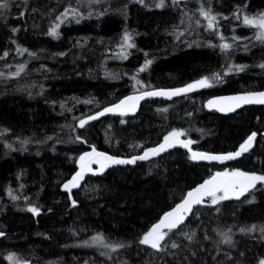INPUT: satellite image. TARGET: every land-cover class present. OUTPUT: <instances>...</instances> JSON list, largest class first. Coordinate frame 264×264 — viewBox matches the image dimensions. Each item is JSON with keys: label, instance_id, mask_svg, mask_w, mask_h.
<instances>
[{"label": "trees", "instance_id": "16d2710c", "mask_svg": "<svg viewBox=\"0 0 264 264\" xmlns=\"http://www.w3.org/2000/svg\"><path fill=\"white\" fill-rule=\"evenodd\" d=\"M159 4L9 0L0 9V264L264 261L262 182L240 199H206L182 226L165 231L160 250L140 243L164 212L210 175H264V106L229 115L204 106L216 95L264 89V42L256 39L261 29L244 23L264 17V0ZM202 8L216 16L212 29ZM66 10L67 18L59 19ZM56 25L54 38L49 30ZM225 43L231 47L222 51ZM147 60L152 63L140 72ZM20 65V75H12ZM216 74L221 78L212 80ZM204 77L211 87L148 100L134 117L88 120L129 93L183 88ZM80 120H88L83 128ZM173 130L193 141L191 149L211 154L234 152L256 137L232 160H192L187 149L173 147L108 166L71 193L64 188L79 157L93 148L130 159L158 147ZM97 236L99 243L93 242Z\"/></svg>", "mask_w": 264, "mask_h": 264}, {"label": "snow or ice", "instance_id": "6c2138e0", "mask_svg": "<svg viewBox=\"0 0 264 264\" xmlns=\"http://www.w3.org/2000/svg\"><path fill=\"white\" fill-rule=\"evenodd\" d=\"M172 2L178 3L179 0H172ZM164 0H160V4L158 6H163ZM9 6V0H3L0 3V9H6ZM211 10L205 11L203 8L200 10V14L207 19V29H212L214 27V23L216 22V16L210 14ZM77 13L73 10V15ZM65 18H67L68 10L63 14ZM226 19V17H225ZM77 22H79L77 20ZM198 23V22H197ZM244 23L246 25L257 26L261 31L256 36L257 40L264 42V17H260L258 21H254L245 17ZM57 27L51 28L49 30V35L52 37H58L59 33L57 32ZM15 31V30H14ZM183 35V33H181ZM223 39V37H221ZM127 40L128 37L126 36ZM235 39V38H234ZM134 45L129 44L128 47H133ZM221 50H227L231 46L227 43L222 44ZM22 52L25 50H21ZM152 63L151 60H147L145 65L140 68V72L145 71V69ZM264 67V65H261ZM24 66L20 65L16 72L12 75L18 76L23 71ZM232 69L229 68V71ZM237 71L243 70L242 66H237ZM227 74V73H225ZM3 73H0L2 76ZM221 77L219 74H216L212 77V80H219ZM212 82L208 77L201 78L193 83H189L183 88L173 89V90H156V91H147L142 95L137 96H129L126 99L120 101V103L116 104L114 107L105 108L103 111L98 113L95 116L88 117V120L97 119L98 116H103L106 112H113L115 110H121V114H125L126 111H134L136 107V103L139 100L144 99L145 97H153V96H166L171 98L172 96H178L181 94L189 93L197 88H207L211 87ZM129 101L133 103L129 104ZM251 103H260L264 104V92L260 93H248L245 95H237L232 97L223 98L221 100H211L209 101V106H218V110L221 112H232L236 108H239L242 104H251ZM88 120H80L79 127L83 128ZM123 122V121H122ZM184 133L182 131L173 130L167 136L164 137V142L160 144L156 148L146 150L143 155L134 157L132 159H116L109 155H106L102 152L96 151L95 148L92 149L90 153H85L79 157L80 162V171H78L72 179L64 185L66 190H70L73 188H77L80 185V181L84 178L85 173L93 172L92 165H99V169L103 170L104 168L109 166L110 164H133L136 160H146L149 158V155L155 156L160 152L166 150L167 148L174 147L176 144H180L184 148H189V145L193 143L191 140L181 141L180 137L183 136ZM256 137V133H253L248 137L247 141L240 146V150L235 153H230L227 155H210L200 152H192L191 159L192 160H208V161H226L232 160L236 157H239L242 153L247 152L249 148L252 146V142ZM80 139V137H77ZM264 182V175H256V174H247L241 171H224L217 172L215 176H213L210 180L205 181L199 187H197L194 191H189L187 193V197L183 200L182 203L176 206L175 209L169 211L164 217L155 224L150 231H148L140 243L144 245H150L153 249L160 250V243L165 239V236L168 235V232H172V230L179 228L184 222L188 214L192 213L194 205H201L204 202L205 197L212 198V204H216L219 201L226 200L230 197L231 194H235L237 187L241 189V191H245L248 188L255 187L256 183ZM220 193V195H218ZM13 200L16 199L15 196L12 197ZM75 203V202H73ZM29 212L39 215V209L37 207H29L27 209ZM168 229V232H163L162 229ZM4 233L0 232V236H3ZM102 237H94L93 242L99 243L102 241ZM191 239V237H189ZM230 242V240L228 241ZM107 247L108 245H104ZM116 247H120L117 245ZM173 248L177 247L176 244L172 245ZM261 264H264V261H261Z\"/></svg>", "mask_w": 264, "mask_h": 264}, {"label": "water", "instance_id": "95a60500", "mask_svg": "<svg viewBox=\"0 0 264 264\" xmlns=\"http://www.w3.org/2000/svg\"><path fill=\"white\" fill-rule=\"evenodd\" d=\"M156 90H173V89H150V90H144V91H135V92L129 93L128 95L124 96L123 98H121V99L118 100L117 102H115V103H113V104H111V105H108V106L104 107V108H103L102 110H100L98 113H100L101 111H103L105 108L114 107L116 104L120 103V101L126 99V98L129 97V96L142 95L144 92H147V91H156ZM260 92H264V89H261V90H248V91H241V92H236V93H231V94L216 95V96H213V97L209 98V99L205 102L204 106H205L206 110H209V111H215V112H217V113H219V114H222V115H229V114L235 113L236 111L240 110V109L243 108V107L252 106V105H254V106H264V104H260V103L242 104L239 108H236V109H235L234 111H232V112H227V111H225V112H221V111L218 110V106H209V101H211V100H221V99H223V98H227V97H232V96H237V95H245V94H248V93H260ZM172 97H173V96H172ZM162 98H169V97H166V96L145 97L144 99L139 100L138 102H135V103H136V107H135V110H134V111H126L125 114H121V110H115V111H113V112H106L103 116H98V118H103V117H134V116L137 114V112H138V110H139L141 104H143L144 102H146V101H148V100H152V99H162ZM131 103H133V102H132V101H129V104H131ZM98 113H97V114H98ZM97 114H95V115H97ZM95 115H94V116H95ZM250 136H251V135H250ZM261 136H264V131L261 132ZM247 139H248V138H247ZM180 140H181V141H187V139H181V138H180ZM246 141H247V140H246ZM244 143H245V142H244ZM244 143H243V144H244ZM174 147H182V146H181L180 144H176ZM171 148H173V147H171ZM183 148H184V147H183ZM169 149H170V148H167L166 150L160 152L159 154L164 153V152H166V151L169 150ZM185 149H187V150L189 151L190 155H192V152H200V153H205V154H210V155H227V154H230V153H225V154H211V153L204 152V151H197V150H193V149H191V145H189V148H185ZM239 150H240V147H239L236 151L231 152V153H235V152H237V151H239ZM98 152H102V151H98ZM144 152H145V151H144ZM144 152H142V153H140V154H138V155H136V156H133V157H131L130 159H132V158H134V157H137V156H140V155H143ZM102 153H104V154H106V155H109V156H111V157H113V158H116V159H125V160H127V158H118V157H115V156H113V155H111V154H109V153H106V152H102ZM159 154H157V155H159ZM157 155L152 156V155L150 154L148 159H150V158H152V157H156ZM96 165H97V164H93V165H92L93 172H87V173H85L84 178H86V177H90V176H92V175L95 174V168H96ZM113 165H119V164H110V163H109V166H113ZM78 171H80V164L78 165V170H77V172H78ZM77 172H76V173H77ZM76 173H75V174H76ZM216 173H217V172H216ZM216 173L210 175V176H209L208 178H206L205 180H203V181H201L200 183L196 184V185H195L194 187H192L189 191H194L197 187H199V186H200L201 184H203L205 181L210 180L213 176H215ZM75 174H74V175H75ZM74 175H73V176H74ZM73 176H72V177H73ZM72 177H71V179H72ZM84 178H83V179H84ZM71 179H70V180H71ZM83 179H82V180H83ZM70 180H69V181H70ZM82 180H81V181H82ZM69 181H68V182H69ZM81 181H80V183H81ZM74 189H76V188H73V189H70V190H66V191H67L68 193H71V191H73ZM250 189H251V188H248V189L245 190V191H241V189H240L239 187H237L235 194H231L229 198L240 199V198L244 197V196L250 191ZM189 191H188V192H189ZM188 192H187V193H188ZM187 193H186L185 196H184V197H183L178 203H176L172 208H170L169 210H167L166 212H164V213L158 218V220H157L156 222H154V224L151 226V228H152L155 224H157V223H158V222L164 217L165 214H167L169 211H172L173 209L176 208L177 205H179L180 203H182L183 200L187 197ZM208 198H210V197H205V198H204V201H205L206 199H208ZM196 206H198V205H194V206H193V210H194V208H195ZM190 215H191V213L187 215L186 219H187ZM186 219H185V221H186ZM183 224H184V223H183ZM183 224H182V225H183ZM182 225H181V226H182ZM179 227H180V226H179ZM151 228H150V230H151ZM162 231L165 232V231H168V229L165 228V229H162Z\"/></svg>", "mask_w": 264, "mask_h": 264}, {"label": "rangeland", "instance_id": "374dc122", "mask_svg": "<svg viewBox=\"0 0 264 264\" xmlns=\"http://www.w3.org/2000/svg\"><path fill=\"white\" fill-rule=\"evenodd\" d=\"M63 14H64V13H63ZM63 14L61 15V17H60L59 19H61V18L64 16ZM68 15H69V13H68ZM68 15H67V16H68ZM163 142H164V141H163ZM86 153H90V152H86ZM84 154H85V153H84ZM84 154H82V155H84ZM79 164H80V162H79V160H78V165H79ZM100 171H102V170L99 169V165H96L95 173H99ZM258 182H260V181H258ZM67 183H68V182H67ZM262 183H264V182H262ZM219 195H220V193H219ZM11 264H20V263H15V262L13 263V262H12Z\"/></svg>", "mask_w": 264, "mask_h": 264}]
</instances>
